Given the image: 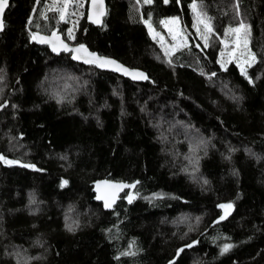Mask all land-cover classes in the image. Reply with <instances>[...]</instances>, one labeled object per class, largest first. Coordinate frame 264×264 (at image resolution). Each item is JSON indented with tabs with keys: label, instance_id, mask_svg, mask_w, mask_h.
I'll return each mask as SVG.
<instances>
[{
	"label": "trees",
	"instance_id": "trees-1",
	"mask_svg": "<svg viewBox=\"0 0 264 264\" xmlns=\"http://www.w3.org/2000/svg\"><path fill=\"white\" fill-rule=\"evenodd\" d=\"M65 3L10 0L0 32V264H264V0H107L99 25L88 0ZM168 17L187 37L174 51L149 29ZM241 24L243 71L226 55ZM32 29L149 77L54 53ZM99 178L133 192L105 210Z\"/></svg>",
	"mask_w": 264,
	"mask_h": 264
},
{
	"label": "water",
	"instance_id": "water-1",
	"mask_svg": "<svg viewBox=\"0 0 264 264\" xmlns=\"http://www.w3.org/2000/svg\"><path fill=\"white\" fill-rule=\"evenodd\" d=\"M10 4V0H8V4L4 9V12L2 16H0V19L3 21V28L0 29V32H2L5 28V13L8 9ZM108 7H107V0H95V3H93V0H88V6H87V21L94 24L99 25L103 22L104 17L107 13ZM99 21V22H97ZM32 37L35 35L37 38L33 39L38 44H45L48 45L50 50L54 53H68L70 54L71 58L74 61L84 63V64H93L97 68L101 70H108L115 73H118L120 75H123L127 78H130L133 81H145L148 79V73L142 68L139 67H131L121 60L117 59L116 57L101 54L96 50H92L88 45L83 43H72L69 42L62 32H59L58 30H52L50 32H43L39 30H31ZM55 34V35H53ZM43 37L47 40H50L51 43H42L40 42V38ZM81 45H83V48H81ZM67 46V47H65ZM55 49V50H54ZM76 49H80V51H76ZM95 54V57L100 58L95 63H88L87 61L90 59H93L92 55ZM79 57V58H77ZM112 60L115 61L116 64L121 65L123 69H127L130 73H144L147 79H138L134 78L133 75L126 74L123 70L117 71L116 65H106L101 67V61L103 60ZM4 104L0 105V111L2 110ZM6 160L12 161V159L7 158ZM9 164V163H8ZM119 186V187H118ZM129 190V193L133 192V186L132 183L128 180H116L112 178H99L94 183V191H95V200L100 202L105 210L112 209L116 203L121 199L122 194ZM97 197H103L102 199H97ZM110 203L111 207H105V203Z\"/></svg>",
	"mask_w": 264,
	"mask_h": 264
},
{
	"label": "rangeland",
	"instance_id": "rangeland-1",
	"mask_svg": "<svg viewBox=\"0 0 264 264\" xmlns=\"http://www.w3.org/2000/svg\"><path fill=\"white\" fill-rule=\"evenodd\" d=\"M204 22V20H200L199 23ZM205 23V22H204ZM199 24V28H200ZM164 27L166 29V34H161L157 30L151 27L152 35L157 38L163 46L165 45L170 51H174L178 46L183 45L187 41V37L185 32L183 31L180 20L177 17H168L164 21ZM240 27V26H239ZM171 29V31H170ZM243 33V30L239 33V39L235 40V48L226 51V55L237 57V62L241 69L244 70L245 66L252 62V54L249 52L247 47L245 46V42H241L240 35ZM237 34L235 33V36ZM176 37L173 39V37ZM226 42V41H225ZM238 45V46H237ZM229 46V45H228Z\"/></svg>",
	"mask_w": 264,
	"mask_h": 264
},
{
	"label": "snow or ice",
	"instance_id": "snow-or-ice-1",
	"mask_svg": "<svg viewBox=\"0 0 264 264\" xmlns=\"http://www.w3.org/2000/svg\"><path fill=\"white\" fill-rule=\"evenodd\" d=\"M137 2H139V0H137ZM144 2H145V3H151L152 0H144ZM165 2H167V0H165ZM93 3H95V0H93ZM7 4H8V0H0V16H2V14H3V12H4V9H5V7L7 6ZM66 6H67V0H66V3H65V7H66ZM192 7H193L194 10L196 9V5H195V4H193ZM63 18H64V16H63V11H61V19H63ZM97 22H99V21H97ZM146 23H147V21H146ZM3 26H4V25H3V21H2V19H0V29H2ZM205 27H206V29H207L208 32H211V31H212L210 23L205 24ZM244 28H245V25L241 24L240 27H238V28H236V29H230L229 31H230V32H235V33L237 34V39H239V33H240L241 30H243ZM149 29L151 30V25H150V24H149ZM170 31H171V29H170ZM53 35H55V34H53ZM32 38H33V39H36L37 37H36L35 35H33ZM175 38H176V37L174 36L173 39H175ZM202 38L205 40V43H207V36H204V37H202ZM40 42H42V43H51L50 40H47V39H45V38H43V37L40 38ZM237 46H238V45H237ZM245 46H246V42H245ZM65 47H67V46H65ZM81 48H83V45H81ZM54 50H55V49H54ZM76 51H80V49H76ZM90 55H92L93 59L88 60V61H87L88 63H95V62H97V60L100 59V58H98V57H95V54H90ZM77 58H79V57H77ZM252 59H253V60L255 59L254 55L252 56ZM106 65H116V70H117V71L123 70L126 74L133 75L134 78H138V79H147V77L145 76L144 73H140V72L130 73V72H128L127 69H123L121 65L116 64L115 61H112V60H106V59L103 60V61H101V64H100L101 67L106 66ZM242 71H243V69H242ZM2 159H5V158L2 157V156H0V160H2ZM5 163L12 164V163H18V161H8V160H5ZM25 166H28V165H25ZM64 183H67V181H65ZM132 186H134V185H132ZM118 187H119V186H118ZM102 198H103V197H97V199H102ZM130 199H131V198H130ZM105 207H111V204L106 202V203H105ZM220 207L225 208V209H229V208H231V205H230V204H229V205H220ZM221 218L223 219V217H221ZM188 247H191V245H188ZM182 250H183V249H181L180 251H182ZM225 251H227V247L225 248Z\"/></svg>",
	"mask_w": 264,
	"mask_h": 264
},
{
	"label": "bare ground",
	"instance_id": "bare-ground-1",
	"mask_svg": "<svg viewBox=\"0 0 264 264\" xmlns=\"http://www.w3.org/2000/svg\"><path fill=\"white\" fill-rule=\"evenodd\" d=\"M33 30V29H32Z\"/></svg>",
	"mask_w": 264,
	"mask_h": 264
}]
</instances>
